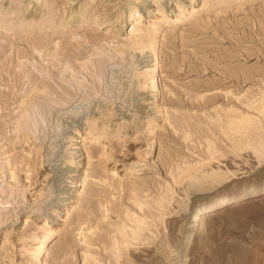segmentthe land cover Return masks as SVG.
<instances>
[{"label":"rangeland","instance_id":"obj_1","mask_svg":"<svg viewBox=\"0 0 264 264\" xmlns=\"http://www.w3.org/2000/svg\"><path fill=\"white\" fill-rule=\"evenodd\" d=\"M34 73L42 117L24 110ZM262 92L264 0H0V264H264V195L186 232L211 185L209 117L255 120L242 98ZM220 164L230 184L264 182L252 152ZM140 204H153L146 245L110 251L130 241Z\"/></svg>","mask_w":264,"mask_h":264},{"label":"bare ground","instance_id":"obj_2","mask_svg":"<svg viewBox=\"0 0 264 264\" xmlns=\"http://www.w3.org/2000/svg\"><path fill=\"white\" fill-rule=\"evenodd\" d=\"M127 10L130 13L129 15L134 17V14H132L133 12L131 7H128ZM43 25L45 26L42 27L45 28L49 26L46 24ZM31 43L32 46L34 43L33 48H31L32 51L33 50L39 51L42 48H46L45 46L47 44V42L43 39V36L37 38L35 42L33 41ZM72 44L74 45V43ZM152 48L154 49L155 46H153ZM153 49L152 51H150V53H148V56L154 52ZM32 51L30 52L32 53ZM116 51L123 52V50L121 49L120 50L117 49ZM246 55H251V53H246ZM66 61H67L66 63H70L69 61L71 60L68 59ZM75 64L76 62L74 60L72 66L74 65V67L79 69L82 68V64H76V66ZM69 65L66 64L67 67H70ZM250 73H252V69L251 72H249L248 69L243 67L242 74L237 75L234 78V80L238 84H242L245 81L249 80V78L251 77L249 75ZM43 81L44 80L41 77L39 78L37 74L35 73L32 74L28 88L29 95L30 92H32V94L25 100L27 105L24 107L25 112H28L29 110H32L34 108H37L38 111V107L40 103L38 102L39 98L36 92L43 89L44 83H46V81L44 82ZM258 95L259 97L256 95H250V96H244L242 98V102L244 103L245 106H247L248 108H253L257 111L258 115L257 118H254L255 120H253L252 116L249 115L242 118H235V117H231L230 115H226V116L222 115L221 112L219 111L214 116L209 117L210 119L207 122V124L212 130H215L217 134L212 137H209L207 132H204L203 136L207 138V142L209 143V150H210L209 153L214 161V165H213L214 168L212 169V171H207V172H204V170L202 171H203V178H205L211 185L208 190L201 193V194H207V196L203 198V200L201 199L200 203H196L192 208H190L189 213L192 212L193 213L189 216L190 224L186 227V229H188L186 231L187 234L188 232L189 233L196 232L197 230L200 232V230L204 226V220H206L215 211L225 210L231 207L238 208L244 205L247 198L264 195L263 181L260 182L241 181L239 185L236 184L235 182L233 184H230V181L232 179L239 178L237 177L236 174H235L236 176L234 175V172L233 173L229 172L231 176L234 175L232 178L231 177L229 178L230 175L228 173L227 176H225L224 174H220L218 171H215V166L218 165L217 167H219L222 165L220 164L221 158H224L229 161L230 160L234 161L236 160L238 155H241V152H243V154L245 155L246 153H248V155H251L252 152V154H254V156L257 157L259 163H261L264 160V92H262L261 94L258 93ZM51 100L55 103L57 102V100L60 101L61 103H66V104L69 103L68 102L69 100H65L64 96L62 97L61 95L57 97V100L55 99H51ZM203 102L204 100L201 101L200 99L196 100V98H190V100H188L189 103L188 105L189 106L202 105ZM35 113L40 115V117H42L41 112L38 111ZM178 119H179L178 121H182L186 123L188 122L187 116H180L178 117ZM33 126L35 125L33 124ZM30 127L28 128L32 130L33 128ZM77 133H79V130L76 128V134ZM28 134H29L28 131L23 128L22 135L26 139L29 138L27 137ZM218 134L223 135L224 137H221ZM206 162L210 163L209 160H207ZM231 164L232 162H228V165ZM199 165L206 166V164L203 162H200ZM75 171L76 170L73 167L69 172L73 174ZM235 171H238V169ZM14 175L15 174L12 173L11 177H14ZM72 177H74L72 178L71 181L73 183L72 187H74L73 189H77L78 187H80V184L82 182L81 173L75 172ZM133 186L131 187V189L133 188ZM219 186H224V188L222 190L216 191ZM70 190L68 191V194L70 193ZM90 190L92 191V189ZM67 197L70 198L68 201L70 203L71 199H73L74 197V194L70 193ZM155 205L160 210L166 206L164 202L161 200H156ZM151 206H153V204ZM150 207H148V209H141L142 205L140 204L139 208L141 212L138 211L140 213L139 215L137 214L135 215V213L129 214L126 212V215L128 216L129 220L132 222V228L127 230L128 236L130 237V241L129 242L127 241L123 246H120L119 244H115L112 248H110V251L112 252L114 251V253H116V251L121 252V249L128 250L127 247H129V245H131L134 242L132 241L134 239H138L140 242L144 243V246L146 245L144 241H146V239H149L147 235L149 233L148 231L150 230V222H149V217L151 216ZM161 213H163V211L157 213L158 217H160ZM183 227L184 226H181V228L179 227L181 231H183ZM50 235L51 233L49 231L44 233L43 237L39 240L41 244L38 246V248H36L37 253L42 251L43 246L49 239ZM180 235L182 240L183 238L187 237V235L183 236V232ZM118 262L116 260L114 261V264H119Z\"/></svg>","mask_w":264,"mask_h":264}]
</instances>
